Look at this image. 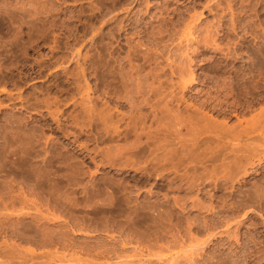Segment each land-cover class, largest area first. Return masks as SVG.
Returning a JSON list of instances; mask_svg holds the SVG:
<instances>
[{
  "label": "rangeland",
  "instance_id": "obj_1",
  "mask_svg": "<svg viewBox=\"0 0 264 264\" xmlns=\"http://www.w3.org/2000/svg\"><path fill=\"white\" fill-rule=\"evenodd\" d=\"M263 120L264 0H0V264H264Z\"/></svg>",
  "mask_w": 264,
  "mask_h": 264
},
{
  "label": "bare ground",
  "instance_id": "obj_2",
  "mask_svg": "<svg viewBox=\"0 0 264 264\" xmlns=\"http://www.w3.org/2000/svg\"><path fill=\"white\" fill-rule=\"evenodd\" d=\"M254 117H255V116H254ZM212 118H213V117H212ZM210 119H211V118H210ZM251 120H252V121L250 122L249 127H251V126H254V127H255V126H257V125L259 124V122L261 121V117L253 118V119H251ZM214 121H215V120H214ZM214 121H213V122H214ZM217 121H218V120H217ZM263 121H264V120H263ZM247 122L249 123V121H247ZM209 123H212V122L209 121ZM215 124H216V123H214V126H215ZM263 124H264V123H263ZM209 125H210V124H209ZM226 125H227V124H226ZM216 126H217V124H216ZM216 126H215V127H216ZM224 126H225V125H224ZM209 127H211V126H209ZM209 127H208V128H209ZM217 127H218V126H217ZM246 128H247V127H246ZM218 129H219V128H218ZM220 129H221V128H220ZM227 129H228V128H227ZM247 129H248V128H247ZM249 130H250V129H249ZM249 130H248V131H249ZM211 131H212V130H211ZM217 131H218V130H217ZM248 131H247V132H248ZM230 132H231V131H230ZM228 133H229V132H228ZM243 133H244V132H243ZM221 135H222V134H221Z\"/></svg>",
  "mask_w": 264,
  "mask_h": 264
}]
</instances>
